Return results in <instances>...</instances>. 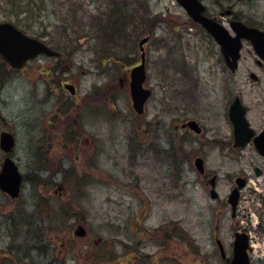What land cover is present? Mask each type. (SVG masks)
Wrapping results in <instances>:
<instances>
[{"label": "rangeland", "instance_id": "1", "mask_svg": "<svg viewBox=\"0 0 264 264\" xmlns=\"http://www.w3.org/2000/svg\"><path fill=\"white\" fill-rule=\"evenodd\" d=\"M36 1L28 8L34 18L18 19L21 31L60 57H38L21 70L0 57V133L15 140L9 154L0 150V166L10 156L23 176L17 199L0 191V264H131L134 254L135 264H227L214 240L229 257L235 228L226 198L235 176L250 179L237 220L251 230L264 225V159L252 145L230 151L224 143L232 135L226 113L233 93L246 104L253 129L263 127L264 70L251 45L242 42L231 74L211 37L174 0ZM201 1L226 28L230 10L264 30V0ZM8 12L0 6V23L11 22ZM113 12L129 15L114 33ZM145 35V85L153 93L139 117L128 83ZM63 82L74 85V96ZM102 88L106 101L95 105ZM189 118L204 133L180 142ZM148 124L149 138L139 144ZM196 156L204 160V177L193 166ZM212 176L216 199L209 194ZM79 224L82 238L73 234Z\"/></svg>", "mask_w": 264, "mask_h": 264}, {"label": "water", "instance_id": "2", "mask_svg": "<svg viewBox=\"0 0 264 264\" xmlns=\"http://www.w3.org/2000/svg\"><path fill=\"white\" fill-rule=\"evenodd\" d=\"M188 14L192 21L199 24L219 45L220 52L225 63L231 71H235L238 67L240 59V51L242 41H248L258 57L256 63L262 65L264 61V31L247 27L242 22L232 21L230 29L235 36H231L224 26L209 19L203 15L205 7L198 0H175ZM148 37L142 38L138 42V47L141 52L140 64L130 71L129 91L132 101V108L138 115L144 112V103L150 96V91L143 88L145 81V66H144V49L143 46L147 43ZM39 55L47 57H58V53L47 47L44 43L37 39L31 38L21 31L16 29L10 23H0V57L14 69H21L26 62L33 60ZM254 77V74H251ZM72 95L74 87L65 85ZM245 109L241 105L239 98H236L229 108V119L233 124L235 135L234 146L243 148L252 138L253 131L248 127V123L244 117ZM189 125L196 131L194 123ZM253 146L258 154L264 156V130L252 140ZM14 146V139L11 134L4 132L0 135V149L5 153H10ZM195 167L202 173L203 165L200 159L195 161ZM256 175H259L257 171ZM22 176L18 171L17 166L9 158L5 157L0 168V191L7 194L11 198H17L20 192ZM236 188L232 190L228 197V202L232 208L234 215L235 207L238 200V190L244 186L243 179H236ZM213 184V182H212ZM214 190L211 191V198H215ZM74 234L76 236H84L85 231L82 227H78ZM217 245L222 257H224L222 246L219 241ZM248 242L244 233L235 234L233 241V255L229 264H250V259L247 255Z\"/></svg>", "mask_w": 264, "mask_h": 264}, {"label": "flooded vegetation", "instance_id": "3", "mask_svg": "<svg viewBox=\"0 0 264 264\" xmlns=\"http://www.w3.org/2000/svg\"><path fill=\"white\" fill-rule=\"evenodd\" d=\"M201 1V0H200ZM202 2V1H201ZM203 3V2H202ZM204 4V3H203ZM206 7V6H205ZM186 14V13H185ZM204 15L206 16V17H208V18H211V19H214V20H216V21H218L219 23H221L222 24V22L220 21V19L217 17H214V15H212V14H210L209 13V11H208V9L206 8V11H205V13H204ZM225 15L226 16H229V17H231V18H229V21H228V26H229V23L231 22V21H233V20H236V18L235 17H233L232 16V12H230V14L229 13H227V11L225 12ZM187 16V15H186ZM188 17V16H187ZM224 25V24H223ZM248 26H251V27H255V26H253L252 24H248ZM256 28H258V27H256ZM263 30V29H262ZM218 47V46H217ZM218 49H219V47H218ZM219 52H220V49H219ZM146 60H147V54H146V46H145V62H146ZM223 63H224V68L226 69L227 68V70L231 73V74H234L235 72H231L229 69H228V67H227V65H226V63L223 61ZM138 64V63H137ZM137 64H135V65H137ZM135 65H133V66H135ZM256 65L259 67V69H260V71H262V70H264V67L262 66V65H260L259 63H256ZM251 74H254V77H251ZM248 77L252 80V81H254V82H256V83H258L259 81H260V77L254 72V71H250V72H248ZM66 83H68V82H63V84H61L62 85V87H63V85L64 84H66ZM144 87L145 88H147V89H149L150 90V92H151V94L153 93V91L149 88V87H147L145 84H144ZM105 88H102L101 90H100V92H98L97 93V97H99V99L98 100H95L96 101V104L95 105H99V104H104V102L106 101V100H104V98H105V96H107V91L106 90H104ZM230 89V88H229ZM64 90V89H63ZM65 91V90H64ZM66 92V91H65ZM232 99L230 98L229 99V101H228V109H227V119H228V122H229V124H230V126H231V136H229L228 138H227V141L226 142H224V143H226V145H227V148L231 151H233V150H235V151H237L238 149L234 146V143H235V135H234V130H233V125H232V123H231V121H230V119H229V108H230V106H231V104H232V102L236 99V98H239V100H240V102H241V104H242V106L244 107V109H245V118H246V120H247V122H248V126L253 130V132H254V135H253V137H252V139L255 137V136H257V135H259L262 131H263V129H264V116H263V124H262V128L261 129H259L258 131H255L254 129H253V127L251 126V124H250V122H249V120H248V118H247V114H248V108L246 107V104L243 102V100L241 99V96L239 95V94H236V93H233L232 94ZM90 101L91 100H93V97H92V95H88V97H87ZM150 99V98H149ZM148 99V100H149ZM147 103V102H146ZM145 106H146V104H145ZM144 114H145V107H144ZM144 114L142 115V116H144ZM142 116H139V117H142ZM189 123H194V125H195V128L196 129H198V131H196L194 128H192L190 125H189ZM151 125H144V126H142L141 128H140V130H139V135H138V143L140 144V143H143V142H146L147 141V139L149 138V133H151ZM176 127V126H175ZM176 130V129H175ZM181 130H182V135H178V137H176V138H178L179 139V141L180 142H184V141H186V139L187 138H189V137H193L194 139H196V140H198V139H200V137L202 136V134L204 133V131L202 130V126H201V124L199 123V121L197 120V119H195V118H189V119H187V120H185L184 121V123L181 125ZM252 139H251V141L245 146V147H250L249 145H252L253 146V144H252ZM141 141V142H140ZM245 147H244V149H245ZM254 148V147H253ZM254 153H255V155H256V157L257 158H261V159H264V156H262V155H260V154H258L256 151H255V149H254ZM198 159H200L201 161H202V164H203V171H202V173L201 174H199L198 172V174H199V176L201 175L202 177H204L205 176V172H206V170H205V167H204V160L200 157V156H196V157H194L193 158V166L195 165V161L196 160H198ZM195 168V167H194ZM196 170V169H195ZM252 170H253V174H254V176H256L257 177V175H256V173H257V171L259 172V176H261L262 175V171H263V169L261 168V167H259L258 165H254V166H252ZM258 176V177H259ZM243 179L244 180V182H245V186L244 187H246V185L248 184V182H249V177L247 176V175H244V174H242V175H237V176H235L234 178H233V180H232V186L230 187V189H229V192L230 191H232V189L234 188V186H235V180L236 179ZM216 177L215 176H212V177H210L209 179H208V182H209V185H211V183L213 182L214 183V186H216ZM242 191H243V188L240 190V194H239V201H240V198H241V193H242ZM210 192V191H209ZM210 194V193H209ZM216 198H218V194L216 193ZM227 198H226V202H227ZM261 202L264 204V192L261 194ZM260 206H261V204H260ZM262 209V207L259 209V211H262L261 210ZM257 211H258V209H256ZM238 213H239V209H238V206H237V208H236V212H235V215H233V216H231V218H232V220L234 221V223H233V225H234V230L232 231V239H233V237H234V235L237 233V232H241V233H245L247 236H248V244H249V248H248V250H247V254H248V257H249V259H250V261H251V264H258L259 263V261H261L259 264H264V243H261L260 244V242H263V239H264V225H262V223L260 222L259 223V226L258 227H256L254 230H251L250 229V227H249V225H248V223H245L244 225H240V221H238L237 219H238ZM246 217H247V215H246ZM251 232H253L254 233V236H252L251 235ZM171 237V236H170ZM254 239V241H256V243L254 244V243H252V241H251V239ZM217 239H219L218 237H216L215 238V240L214 241H216ZM261 245H262V247H261ZM230 249H231V255H232V241H231V243H230ZM120 259H126V257L124 256V253H122L121 254V256H120ZM129 260V259H128ZM127 260V261H128ZM131 260V259H130ZM137 260H139L140 261V258H139V256H135V254L133 255V257H132V260H131V264H135V262H137ZM224 260H226V262H229V259H228V257H226Z\"/></svg>", "mask_w": 264, "mask_h": 264}, {"label": "trees", "instance_id": "4", "mask_svg": "<svg viewBox=\"0 0 264 264\" xmlns=\"http://www.w3.org/2000/svg\"><path fill=\"white\" fill-rule=\"evenodd\" d=\"M36 0H0V6L7 7L10 12H8L9 20L11 23L16 26L18 29L21 30L22 21H19L18 19H22L20 17L25 16V19H31L34 18L30 14H32V11H28V8L32 9L36 8L37 3H35ZM37 2V1H36ZM68 12H71V9L68 10ZM114 17L112 20V24H109V28L114 33L117 31V24L118 23H126L127 20H129V15L125 12H118L114 13ZM23 32V31H22Z\"/></svg>", "mask_w": 264, "mask_h": 264}]
</instances>
